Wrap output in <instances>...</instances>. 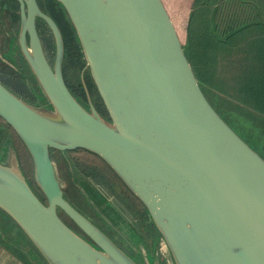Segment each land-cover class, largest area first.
Instances as JSON below:
<instances>
[{
	"label": "water",
	"instance_id": "1",
	"mask_svg": "<svg viewBox=\"0 0 264 264\" xmlns=\"http://www.w3.org/2000/svg\"><path fill=\"white\" fill-rule=\"evenodd\" d=\"M56 1L81 55L80 79L85 86L88 70L106 114L69 91L60 30L30 0V45L22 35L21 50L38 93L25 79L35 101L25 100L0 81V118L28 152L46 203L6 138L0 211L16 224L13 235L20 230L45 264H264V159L207 100L163 1ZM34 14L51 31L52 63ZM76 149L100 158L143 205L160 236L149 250L138 239L124 252L64 199L51 152ZM35 251L24 254L42 264Z\"/></svg>",
	"mask_w": 264,
	"mask_h": 264
},
{
	"label": "flooded vegetation",
	"instance_id": "2",
	"mask_svg": "<svg viewBox=\"0 0 264 264\" xmlns=\"http://www.w3.org/2000/svg\"><path fill=\"white\" fill-rule=\"evenodd\" d=\"M29 2L30 0H0V81L23 99L34 102L35 98L24 80L27 79L38 93L37 83L21 50L22 35L24 44L30 45L29 32L23 30L25 21L29 19ZM34 2L37 9L50 17L60 30L64 45L62 73L67 88L83 104L89 103V96L98 111L106 114L88 70L83 73L85 86L80 79L84 65L66 12L56 0H34ZM34 15L36 33L49 62L52 63L54 41L51 31L40 16ZM15 67L22 71L25 78L14 69ZM80 150L82 149L51 152L56 166L58 164L66 166L62 178L58 176L64 199L124 252L131 254L129 248L137 247L138 239H143L149 250L154 240L160 239V236L148 222L143 205L117 179L118 177L111 172V169V171L105 170L99 160L90 155H84ZM55 152L57 155L54 154ZM29 183L34 193L46 203L35 184ZM57 213L68 227L89 240L71 218L59 209ZM13 228H17L16 224L0 211V249L17 257L22 264H27L22 251H27L29 248L35 251V249L20 230L12 235ZM131 239H135L134 242Z\"/></svg>",
	"mask_w": 264,
	"mask_h": 264
},
{
	"label": "trees",
	"instance_id": "3",
	"mask_svg": "<svg viewBox=\"0 0 264 264\" xmlns=\"http://www.w3.org/2000/svg\"><path fill=\"white\" fill-rule=\"evenodd\" d=\"M163 3L209 103L214 107L213 99H223L264 120V0H163ZM10 134L14 142L20 143L30 164L24 145L0 118V142L11 138ZM249 146L264 159V152L255 145ZM80 152L99 160L105 170L111 171L97 156ZM21 162L25 170L27 167Z\"/></svg>",
	"mask_w": 264,
	"mask_h": 264
},
{
	"label": "rangeland",
	"instance_id": "4",
	"mask_svg": "<svg viewBox=\"0 0 264 264\" xmlns=\"http://www.w3.org/2000/svg\"><path fill=\"white\" fill-rule=\"evenodd\" d=\"M180 39H181V37H180ZM181 41H182V39H181ZM213 101L216 104V105H214V107L217 109V111L221 115V117L230 125V127L239 136H241L249 145H252L253 147L255 145V147L260 152H264V148H263L264 147V120L256 119V118L252 117L250 115V113H247L246 111H242V110L238 109L235 105H233V104H231V103H229L223 99H220V100L213 99ZM10 136H11L13 148L17 149L19 151V153L17 152V150L15 152L17 155V159H18L20 168L24 172L27 180L33 184L34 182H33L32 163L30 162V164H29L27 156H25V153H24L25 151L21 147L20 143H18L16 141L14 142L11 134H10ZM5 139L6 138H4L3 141ZM253 149H255V148H253ZM54 154L57 155V152H55ZM22 160H23L25 167H27V168H25V170H27V171H25L23 169V165L20 164V163H22L21 162ZM56 168H57L58 176L60 178H62L66 166L64 164H58L56 166ZM12 235H13V233H12ZM6 253L11 254L8 251H4V249H0V264H15V263H13L11 258H9L8 261L3 259L5 257H7ZM6 259H8V258H6ZM15 260H17V259H15ZM17 261H19V260H17ZM17 264H21V262L17 263Z\"/></svg>",
	"mask_w": 264,
	"mask_h": 264
},
{
	"label": "crops",
	"instance_id": "5",
	"mask_svg": "<svg viewBox=\"0 0 264 264\" xmlns=\"http://www.w3.org/2000/svg\"><path fill=\"white\" fill-rule=\"evenodd\" d=\"M162 1H163V0H162ZM29 249H31V248H29ZM29 249H28V250H29ZM28 250H27V251H22V254H23V256H24L25 262L28 263V264H31V263L28 261V256H27V254H24V253H28ZM35 253H36L35 255L37 256V258H38V260H39V261H37V260H36V261H37L38 263L41 261L42 264H45L44 261L41 259V257L38 256V253H37V252H35ZM6 254H7V253H6ZM10 255H12V254H10ZM12 256H14V255H12ZM6 258H8V259H6ZM9 258H10V257L7 255V257H5V258H3V259L6 260V261H8ZM11 258H12V259L16 258V259L18 260L17 257H14V258L11 257ZM15 262H16V261H15V259H14L13 263H15ZM34 262H35V261H34ZM34 262H32V264H34ZM17 263H20V262L17 261ZM21 264H22V263H21Z\"/></svg>",
	"mask_w": 264,
	"mask_h": 264
}]
</instances>
